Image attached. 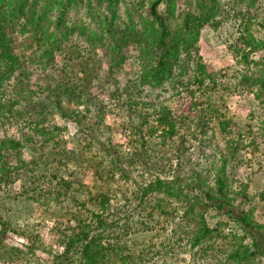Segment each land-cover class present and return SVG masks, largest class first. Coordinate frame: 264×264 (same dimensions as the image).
<instances>
[{"label":"trees","instance_id":"trees-1","mask_svg":"<svg viewBox=\"0 0 264 264\" xmlns=\"http://www.w3.org/2000/svg\"><path fill=\"white\" fill-rule=\"evenodd\" d=\"M121 1L126 2L127 18L117 12ZM179 1L0 0V189L19 182L26 199L73 203L51 227L66 262L156 264L157 254H164L148 234L159 228L165 235L158 246L168 248L171 256L190 252L193 264H264V191L228 172V161L235 157L240 162L255 159L264 169V7L261 12L259 6L264 0H198L191 8L180 7ZM243 3L248 13L241 9L230 14ZM223 28L234 34L226 40L234 62L215 70L202 59L197 43L204 30ZM8 29L29 35L35 59L24 61ZM77 37L88 45L78 66L70 73L60 67V79L50 76L53 86H29V68L53 65L66 49L64 43L77 47ZM129 50L137 52L133 87H126V100L114 105L135 114L127 128L118 129L131 148L124 166L111 141L113 128L102 122L106 105L99 108V120L88 123L85 100L93 57L105 59L112 73ZM45 91L59 115L74 123L76 150L56 139L60 126L43 123L48 105L35 104ZM231 91L253 94L243 126L225 104ZM63 96L67 102L76 99V105L64 104ZM168 96L173 103L166 101ZM218 138L223 148L215 151V166L203 171L193 164L189 172L181 167L170 176L163 170L161 161H170L177 139L184 147ZM24 145L32 153L30 160L21 155ZM70 160L112 181L117 171L119 179H126L127 166L136 162L148 179L133 188L119 187L121 204L99 186L75 182L78 187L71 194L74 181L64 175ZM6 205L0 197V261L28 264L42 241L30 232L25 250L6 243V233L18 232L3 211ZM129 232L132 238L126 240Z\"/></svg>","mask_w":264,"mask_h":264},{"label":"rangeland","instance_id":"rangeland-1","mask_svg":"<svg viewBox=\"0 0 264 264\" xmlns=\"http://www.w3.org/2000/svg\"><path fill=\"white\" fill-rule=\"evenodd\" d=\"M197 1L198 0H180L178 5L184 8H191L192 4H195ZM238 2L241 3L240 0ZM244 4L245 3H243L242 6L236 5L234 7L235 9L230 11V14L232 15L241 9L243 10V13H246L247 10ZM259 6L260 11L262 12L264 4ZM117 12L123 18L128 17L126 2H120ZM256 13L258 15L260 14L258 11H256ZM230 23H236V20H233ZM8 32L10 33L13 47H15L18 53H21L23 56L21 57L26 63L29 62L30 58H36L35 48L32 43L28 42L29 35H20L15 32V30L9 31V29ZM233 35L232 31L228 33L224 28L221 32L206 29L200 35L199 42L197 43L199 54L213 69H223L233 64V54L229 47V43L226 42V40H233ZM75 42L77 43V47L74 48L69 45V42L67 44H63L66 46L64 49H66L58 54L56 62L53 65L44 67L39 65L31 66V68H29L30 71L28 72V85L34 88L45 86L49 87L50 85L53 86L55 83L52 82V78H50V76L60 79L62 77V72L59 69L60 67H64L63 69L68 70V73H70V70L73 71L71 67L75 69V67L78 66L82 55L85 54V48L88 47L82 38L77 37ZM72 49H75L77 53L74 54ZM62 53L65 55V58L62 57ZM136 53V51L129 50L127 57L121 64L120 68L112 73L107 71L106 60L95 56L93 57L94 60L91 62V71L87 74V78L89 79V95L85 100V105L88 107V112L86 114L87 118L85 121L88 123L97 122L99 120V117L97 116V114L100 113L99 108L106 105L107 110L103 113L102 122L105 126L113 128L114 133L112 134L113 136H111V141L116 145V149L118 151L115 150V154L119 153L118 156H120L124 166H126L124 161L128 159V156L131 153V148L126 144L125 136L119 132L118 129L127 128L129 124L128 121L130 119L135 120V114L131 113V110L126 106L123 110H119L114 105L117 101L126 100V87H133L132 82L135 78L138 65L137 62H135ZM82 77L83 74L80 73L79 78ZM47 95L48 91H45L43 95H39L36 98L38 102L35 104L38 106L39 102H44L48 105L49 109L45 113L43 123L47 127H52V125L60 126L61 131L56 135V139L66 149L76 150V144L73 141V135L76 131L74 123L71 119L62 118L59 115L57 110L50 105L49 100H47ZM75 100L76 99H72L70 102H67L65 97H62L63 103H68L71 107L76 105ZM166 101L173 103L170 96H168ZM224 101L230 115L233 116L234 121L239 126H243L248 118V113L253 104V94L245 91H231L225 94ZM79 107L83 108L84 104L79 105ZM19 108L23 109V106H20ZM261 113L264 116V111ZM23 116H25V114H21L20 118H23ZM20 128L23 129V126H20ZM104 130L106 131L105 128ZM25 131L31 132L29 130ZM21 133L22 132H18L17 135H21ZM221 142L222 140L219 138L214 141L211 139V142L208 143L205 141L203 143L191 141V143H186L184 147H181L177 139L176 144L178 148L170 154V161H161V164L164 165L163 170L170 176L175 173L176 170H180L181 167L184 168L182 170L184 173L185 171L189 172L188 168L190 169V166L195 164L205 171L206 169H209L212 164L215 166L216 163H218V148H223V144ZM195 145L200 149V151L196 150ZM49 148H51V146ZM21 155L25 160H30L33 157L26 145H24ZM57 165L58 163L55 161L54 166L56 167ZM68 167L69 171L65 172L64 175L66 178L74 181L71 194H73L76 187H78L76 184L78 182L83 183L92 189H94V186H99L103 189L110 190V192L115 195V198H113V203L115 204H121L123 202L119 187L125 185V187L133 188L137 182L148 179L146 176L147 174L144 173L145 169L141 167L140 164H136V162L133 164V167L132 163L127 166L129 173H124L126 179H119L118 175L120 172L117 171L114 181L105 177L100 178L96 174H93L89 169L80 167V165H78L74 160L69 161ZM155 172H157V170H152V173ZM183 172L181 173L184 174ZM228 172L233 179L240 182H250L252 187L258 186L264 191V169L259 166V162H257V160L253 159L251 161L240 162L239 158L236 157L229 159ZM69 173L70 176H68ZM0 197H4L7 204L3 209L5 215L11 219V226L18 231L17 234H13L11 231L6 233V243L16 245L25 250L26 245H28V240L25 238V234L30 232L34 235H38L42 241L39 243L38 248L35 249L28 264H60L61 261H63L62 264H75L73 259H71L72 262H66L64 259L62 260V247L58 243V238L53 234L55 231L51 228L56 225L58 221L64 219L70 208H73V203L71 201L60 200L61 202L56 204L54 201L46 202L44 199H41V201L26 199L24 197V188L19 182L11 187L7 186L1 188ZM20 232L24 233V235L18 234ZM151 232V234H148V238L154 239L157 248L161 249L163 251L162 254H164H157L155 260L156 264H193V256L190 252L178 251V253L171 256V252L168 248L158 246V244L164 240L165 235V233L159 231V228L156 230L152 229ZM157 234L159 237H156ZM130 238H132V233L129 232L126 240H129ZM24 263L27 262L24 261ZM0 264H4V262L0 261Z\"/></svg>","mask_w":264,"mask_h":264}]
</instances>
